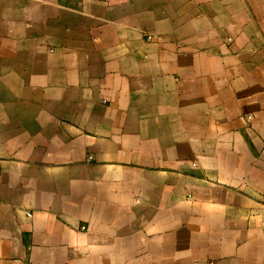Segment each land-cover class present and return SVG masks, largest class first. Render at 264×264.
<instances>
[{
    "label": "crops",
    "instance_id": "crops-1",
    "mask_svg": "<svg viewBox=\"0 0 264 264\" xmlns=\"http://www.w3.org/2000/svg\"><path fill=\"white\" fill-rule=\"evenodd\" d=\"M0 264H264V0H0Z\"/></svg>",
    "mask_w": 264,
    "mask_h": 264
},
{
    "label": "built area",
    "instance_id": "built-area-1",
    "mask_svg": "<svg viewBox=\"0 0 264 264\" xmlns=\"http://www.w3.org/2000/svg\"><path fill=\"white\" fill-rule=\"evenodd\" d=\"M148 39H153V37H148Z\"/></svg>",
    "mask_w": 264,
    "mask_h": 264
}]
</instances>
